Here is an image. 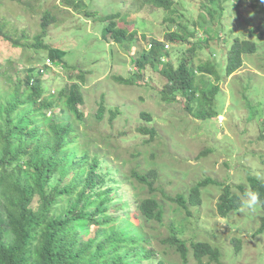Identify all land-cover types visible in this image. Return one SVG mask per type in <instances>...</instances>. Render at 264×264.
<instances>
[{
	"label": "rangeland",
	"instance_id": "1",
	"mask_svg": "<svg viewBox=\"0 0 264 264\" xmlns=\"http://www.w3.org/2000/svg\"><path fill=\"white\" fill-rule=\"evenodd\" d=\"M174 1L185 15L182 25L176 17L172 21L168 11L134 5L132 0H5L0 15L18 37L23 30L31 38L38 35L45 14L51 13L45 44L62 49L69 67L53 66L44 59L45 51L15 48L1 37L0 64L6 69L10 58L19 69L52 65L44 79L52 93L71 76L79 82L86 102L83 123L78 125L81 150L90 149L103 158L106 168L117 171V179L125 181L119 197L136 203L154 197L164 209L162 222L144 223L133 203V223L153 237L151 247L159 254L158 260L145 264L159 260L184 264L167 241L173 233L188 243L189 264H197L192 254L196 242L221 249V264H264V232L256 235L263 217L260 204L255 210L240 209L223 217L218 204L224 189L219 185L203 188L198 206L183 209L173 201L180 195L188 199L206 179L231 187L240 196L239 185L250 192V176L264 180V15L257 12L256 0H242L240 5L238 0H219L208 8L216 23L209 40L198 25L205 12L202 4L209 1ZM117 12L127 15L119 26L137 32L136 42H116L105 32L103 19ZM204 18L210 16L205 13ZM181 28L196 30L201 38L189 36L182 42L168 37ZM237 39L256 42L258 50L244 55L243 67L229 75V54ZM153 41L166 49L151 52ZM192 55L199 60L187 69L185 90L177 83L180 73L174 72ZM209 60L212 73L201 72L200 61ZM99 112L103 120L98 119ZM149 170L159 173L155 191L135 177ZM38 202L37 198L35 207ZM235 239L241 240L238 253Z\"/></svg>",
	"mask_w": 264,
	"mask_h": 264
},
{
	"label": "trees",
	"instance_id": "2",
	"mask_svg": "<svg viewBox=\"0 0 264 264\" xmlns=\"http://www.w3.org/2000/svg\"><path fill=\"white\" fill-rule=\"evenodd\" d=\"M208 1L209 5L202 4L205 12L200 14L198 25L210 40L214 37L212 28L216 23L208 8L219 0ZM132 2L166 10L170 19L175 21L176 17L181 25L184 21L185 15L177 9L174 0ZM243 2L238 0L239 5ZM5 4V0H0V8ZM254 5L257 12L264 15V3L256 0ZM205 13L210 16L207 20ZM51 18V13L47 12L41 32L31 38L26 30L18 37L11 23H6L0 15V37L15 48L34 50L36 54L45 51L44 59L53 66L68 68L64 60L66 53L45 44ZM126 18V14L117 12L103 19L107 24L105 32L116 42H136L137 32L119 26V20ZM181 29L168 37L172 40L179 37L182 42L189 36L201 38H197L196 30ZM254 33L253 30L250 35ZM158 48L166 49L165 45L153 41L150 51ZM257 50L256 42L237 39L229 54L228 74L241 69L243 56L255 54ZM195 59L199 60L196 55L190 56L174 72V75L180 73L181 79L171 77L177 79L180 88L187 90V69ZM6 64L4 70L0 64V264H145L154 258L158 260L159 254L151 247L153 237L143 234V226L133 223L130 212L134 203L144 223L162 222L164 209L154 197L137 200V203L119 197L125 181L117 179V171L106 168L103 158L90 149L81 150L83 135L78 125L83 123L86 102L79 82L71 76L68 84L55 87L52 93L51 87L47 89L44 83L52 65L19 69L10 58L6 59ZM211 65L210 60L200 61L201 72L212 73ZM82 80H86L83 72L79 75V81ZM169 81L178 88L173 79ZM189 93L193 92L189 90ZM97 115L103 120L101 112ZM143 116L151 121L149 115ZM135 177L151 191H155V182L160 178L156 170L135 173ZM209 185L224 189L218 204L220 215L227 217L241 209V196L212 179L200 182L188 199L180 195L173 201L183 209L198 206L202 189ZM247 186L250 192L260 196L263 217L256 234L259 235L264 232V180L250 176ZM237 188L243 195L247 192L244 185ZM37 198L39 202L35 207ZM167 241L179 251L184 264H189L188 243L176 233ZM234 243L237 245L234 253H238L241 240L235 239ZM192 251L197 264H205V259L208 264H221L224 255L221 249L206 242L194 243ZM158 264L165 262L159 260Z\"/></svg>",
	"mask_w": 264,
	"mask_h": 264
},
{
	"label": "clouds",
	"instance_id": "3",
	"mask_svg": "<svg viewBox=\"0 0 264 264\" xmlns=\"http://www.w3.org/2000/svg\"><path fill=\"white\" fill-rule=\"evenodd\" d=\"M264 3V0H261ZM151 49V45H150ZM261 203L259 193L247 192L240 197V208L244 210H255V208Z\"/></svg>",
	"mask_w": 264,
	"mask_h": 264
}]
</instances>
